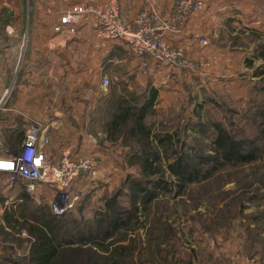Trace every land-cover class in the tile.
I'll return each mask as SVG.
<instances>
[{"label":"rangeland","instance_id":"374dc122","mask_svg":"<svg viewBox=\"0 0 264 264\" xmlns=\"http://www.w3.org/2000/svg\"><path fill=\"white\" fill-rule=\"evenodd\" d=\"M244 9L246 14L242 17L246 25L231 29L235 33L230 35L229 44L239 46L242 51H246V55L249 53L245 59H249L251 65H247L244 60L243 72H236L235 76L229 77L231 81L225 83L207 75L191 76L190 82L183 86L181 97L156 108L154 131L160 129V121L168 124L179 122L184 127L180 133L186 144L193 143L201 151L208 152L207 135L198 125L192 127L191 121L206 125L208 107L215 101L221 105L222 110H232L246 106L248 100L264 98L262 93L253 90L254 82L257 81L253 71L263 63V58L253 53L257 45L264 41V36H256V31L264 30V0H247ZM255 18L258 23H255ZM21 41L25 44V33ZM18 67H15L16 71ZM181 71L195 74L194 71ZM14 86L15 77L9 86L10 94L5 103H9L12 98ZM106 90L101 87L102 93ZM196 113H199V118H193ZM102 116L104 121L107 114L103 112ZM189 116H193V120ZM103 128V122L101 127L93 123L88 133L103 142L106 140ZM0 135L4 144L8 145L10 140L3 128H0ZM106 141L109 144L103 148L116 153L122 150V156L109 162L106 169L93 180L78 184L79 203L74 210L69 211L65 220L74 218L87 226V221L92 220L102 208L103 199L117 191L127 175L139 176V165L125 162L126 147L123 145L124 141L131 144L129 139ZM259 146L260 155L251 163L224 166L207 179L188 185L178 195L175 186L170 191L159 192L147 212L140 215V223L132 225L125 233L119 232L113 239L114 243L107 244L105 252L113 253V248L119 245H132L130 264H241L244 258L251 260L252 264H264V137L259 140ZM170 161L171 158L162 156L159 164L163 175L171 180L172 176H169L167 170ZM7 185L5 179H1L0 191ZM118 199H124L122 192ZM46 204L47 201L37 195L28 198L23 195L12 197L3 196L0 192V255L11 258L30 256L32 238L29 237L28 227L31 223L41 225L40 222L47 216L45 214L49 213ZM36 208H41L39 213ZM33 212L41 220L35 219ZM8 216L9 223L6 219ZM47 220L52 225H59L66 237H70V231L76 233L77 227L72 228L62 218ZM164 224L170 227L169 231L160 230ZM150 230L153 237L148 239ZM165 239L170 241L166 242ZM57 242L65 245L64 241ZM65 250L77 251L78 247L60 249ZM85 252L71 254L79 256V264H83L87 250Z\"/></svg>","mask_w":264,"mask_h":264},{"label":"crops","instance_id":"0c3cea01","mask_svg":"<svg viewBox=\"0 0 264 264\" xmlns=\"http://www.w3.org/2000/svg\"><path fill=\"white\" fill-rule=\"evenodd\" d=\"M111 1L117 3L121 15L128 19L144 2H149L164 16L175 2L0 0V97L15 77L12 98L0 108V128L9 139L20 133L16 148L28 123L43 121L50 125V156L56 159L61 149L66 147L72 156L94 157L98 161L97 174H100L109 162L122 156V150L116 153L105 149L103 147L109 144L106 140L100 142L88 133L93 123L102 126L103 76H107L117 90L119 87L153 86L157 89V108L181 97L183 86L190 82L191 76L207 75L225 83L230 82L229 77L235 76L236 72H243L244 60L249 53L246 55L239 46H230L229 37L235 33L231 29L246 25L242 15L246 14L247 0H202L204 8L194 12L182 29L166 32L168 43L184 49L187 57L200 66L193 75L154 62H150L148 71L142 73L141 59L129 52L123 42L95 37L96 17L93 14L81 18L73 35L54 31L56 20L69 6ZM2 8L12 13L8 23L2 24L6 18ZM255 23H258L257 18ZM24 33L25 44L21 41ZM200 37L207 40V45H197L196 39ZM17 66L19 69L16 71ZM0 192L3 196L12 197L27 194L19 183L8 184ZM34 195L43 198L40 190Z\"/></svg>","mask_w":264,"mask_h":264},{"label":"trees","instance_id":"16d2710c","mask_svg":"<svg viewBox=\"0 0 264 264\" xmlns=\"http://www.w3.org/2000/svg\"><path fill=\"white\" fill-rule=\"evenodd\" d=\"M1 12L6 13L2 24L8 23L12 17L11 11L2 8ZM256 32V36H264V30ZM253 54L263 58V63L253 71V76L257 77L253 90L264 95V41L257 45ZM246 64L251 65V61L246 59ZM156 103L157 89L153 86H133L131 89L123 87L117 90L115 85H108L107 90L102 93L100 106L102 112L107 114L103 121L105 139L110 142H116L119 138L129 139L131 144L124 141L123 145L126 147L125 162L138 164L139 176L127 175L121 187L103 199L102 208L92 220L87 221V226L74 218L65 220L69 212L53 214L46 204L49 213L45 214L47 216L40 222L41 225L31 223L28 227L29 237L32 238L30 256L11 258L1 254L0 264H79L80 257H74L71 253L86 250L83 264H130L132 245L114 247L113 253H106L105 249L114 243L113 239L119 232L125 233L132 225L140 223V215L147 212L159 192L170 191L175 186L178 195L188 185L207 179L224 166L248 164L259 157V140L264 137V98L248 100L246 106L232 110H222L221 105L215 101L208 107L206 125L192 123L193 118H199V113L194 117L189 116L191 126L198 125L207 135L208 152L201 151L193 143L186 144L180 133L184 127L179 122L168 124L160 121V129L154 131L157 120ZM19 135L20 133L9 139V144L6 145L9 151H16ZM162 156L172 159L167 164L171 180L163 175L159 164ZM120 192L124 196L122 201L118 199ZM23 196L30 197L29 194ZM41 208H36V211L39 213ZM33 215L35 219H40L35 212ZM47 218H62L72 228L77 227L76 233L70 231V237H66L61 227L52 225ZM6 219L9 223V216ZM169 229L166 224L160 228L165 231ZM152 237L150 230L148 239ZM58 240L64 241L65 245L57 242ZM165 241L169 242L170 239ZM74 243L77 244L73 245ZM73 246L78 247V250L60 251Z\"/></svg>","mask_w":264,"mask_h":264},{"label":"built area","instance_id":"2783aa9c","mask_svg":"<svg viewBox=\"0 0 264 264\" xmlns=\"http://www.w3.org/2000/svg\"><path fill=\"white\" fill-rule=\"evenodd\" d=\"M204 8L202 0H175L167 15L159 14L149 2H144L135 15L128 19L121 15L115 1L107 4L81 3L69 6L58 17L54 31L73 35L76 25L86 14L96 17L95 37L99 40L116 39L123 42L134 56L141 59L142 73L148 71L150 62L165 64L185 71H196L199 65L187 57L184 49L171 45L166 32H177L184 27L191 15ZM197 45H207L203 37ZM109 78L102 77V86L107 88ZM7 87L0 97V108L10 94ZM49 123L30 121L23 139L15 152L9 151L0 135V180L8 184L19 183L29 195L37 191L53 214L61 215L76 208L80 200L78 184L93 180L98 173V161L94 157L72 156L63 147L54 159L48 154L51 145ZM241 264H252L244 258Z\"/></svg>","mask_w":264,"mask_h":264}]
</instances>
